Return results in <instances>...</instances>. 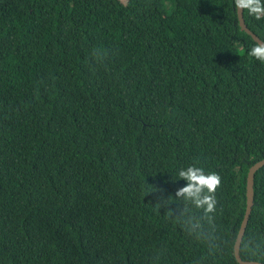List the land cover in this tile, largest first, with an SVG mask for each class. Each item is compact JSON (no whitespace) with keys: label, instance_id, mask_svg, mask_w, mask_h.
<instances>
[{"label":"trees","instance_id":"1","mask_svg":"<svg viewBox=\"0 0 264 264\" xmlns=\"http://www.w3.org/2000/svg\"><path fill=\"white\" fill-rule=\"evenodd\" d=\"M255 44L234 0H0V264H240L264 159ZM190 165L222 178L203 241L151 193ZM245 238L264 263V166Z\"/></svg>","mask_w":264,"mask_h":264},{"label":"clouds","instance_id":"2","mask_svg":"<svg viewBox=\"0 0 264 264\" xmlns=\"http://www.w3.org/2000/svg\"><path fill=\"white\" fill-rule=\"evenodd\" d=\"M237 10L246 11L248 15L256 20L264 19V0H234ZM251 57L264 63V41H258L248 53ZM99 57V53H94ZM179 179L173 178V181L184 180L187 182L175 192L174 195H165L161 190L156 189L151 193H159L155 206L164 215L176 220L188 232L190 236L199 240H207L208 232L205 224L209 227L214 225L218 215L217 190L222 186V178L215 172H207L202 167L190 165L181 168L178 171ZM173 205H178L173 207ZM182 205V207H179ZM247 221L245 228L241 231L240 237L236 239L234 248L237 259H240L241 252L246 255L250 264H259L255 258L256 251L250 238H245L247 232Z\"/></svg>","mask_w":264,"mask_h":264},{"label":"water","instance_id":"3","mask_svg":"<svg viewBox=\"0 0 264 264\" xmlns=\"http://www.w3.org/2000/svg\"><path fill=\"white\" fill-rule=\"evenodd\" d=\"M238 13V19H239V23H240V27L241 30L246 32L248 35H250L254 41L257 43L258 41H263L261 40V38H259L256 34H254L247 26L245 18H244V11L242 10H237ZM264 166V159L257 162L256 164H254L248 172V176H247V186H246V196H247V206H246V210H245V215L240 227V230L238 232L237 235V239L240 237V233L241 231L245 228V222H249V218H250V214L252 212V207L254 205V178H255V173ZM248 225V223H247ZM234 254H235V258L238 261V263L240 264H250V261H245L242 259L241 255H240V259H237L236 253H235V248H234ZM259 264H264L259 262Z\"/></svg>","mask_w":264,"mask_h":264}]
</instances>
